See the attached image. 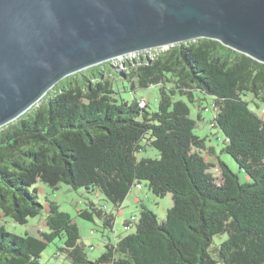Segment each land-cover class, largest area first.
Listing matches in <instances>:
<instances>
[{
	"label": "trees",
	"instance_id": "1",
	"mask_svg": "<svg viewBox=\"0 0 264 264\" xmlns=\"http://www.w3.org/2000/svg\"><path fill=\"white\" fill-rule=\"evenodd\" d=\"M119 66L131 91L159 86L157 110L136 99L119 101L104 70L96 74L93 66L62 79L0 128V220L25 225L41 213L31 191L37 182L97 192L115 207L144 182L156 197L171 195L165 220L141 205L138 220L124 224L128 231L135 223V230L89 260L75 221L50 201L37 236L12 234L0 223V264H41L55 238H64L60 251L69 264H264V63L201 38ZM193 90L213 98L222 152L250 183L221 161L219 181L210 172L202 152L214 155V149L194 134L187 104L173 99L192 100ZM147 146L159 157L138 159ZM78 216L113 229L114 215L93 202Z\"/></svg>",
	"mask_w": 264,
	"mask_h": 264
},
{
	"label": "water",
	"instance_id": "2",
	"mask_svg": "<svg viewBox=\"0 0 264 264\" xmlns=\"http://www.w3.org/2000/svg\"><path fill=\"white\" fill-rule=\"evenodd\" d=\"M201 38L264 63V0H0V128L69 75Z\"/></svg>",
	"mask_w": 264,
	"mask_h": 264
},
{
	"label": "rangeland",
	"instance_id": "3",
	"mask_svg": "<svg viewBox=\"0 0 264 264\" xmlns=\"http://www.w3.org/2000/svg\"><path fill=\"white\" fill-rule=\"evenodd\" d=\"M152 51V52H150ZM154 50H144L123 56L120 60L107 61L93 66V71L99 74L104 70V76H107L113 84L116 92L115 97L120 100L132 101L136 99L139 102L147 104L148 110L154 112L157 110L159 102V86L152 85L148 88H138L135 91L130 90V84L124 80L119 74L116 66L119 62L129 60H137L139 57L146 58L153 54ZM85 70V69H84ZM91 69L85 71L86 75H91ZM81 77V75H80ZM249 98V97H248ZM174 100H182L185 102L190 111V118L195 120L196 126L194 134L205 139L206 147L214 149V155L202 152L206 161L211 163L213 167L210 169L212 175L219 181L220 169L218 161L223 162L235 173L241 183H250V179L242 171L231 156L222 152L224 148V136L217 127L212 126L215 112L213 109V98L204 94L199 90L192 91V100L188 96L175 95ZM200 117V119H199ZM159 153L152 147H146L144 151L137 154V158H158ZM36 190L37 200L43 205V210L39 215L28 219L25 225H19L10 218L0 220L1 225L7 232L18 236L26 234L38 235V231L45 230L44 224L49 214V202L54 201L58 204L59 210L68 213L75 221L79 230V243L85 247V252L89 260H95L105 250L106 243H113L116 239L124 237L135 230V223L131 224V229L126 231L124 224L133 217L138 220L141 205L151 210L162 222L166 218L167 210L173 205L171 195L164 197H156L153 195L146 184L142 182L139 186L132 188L120 207H115L97 192H89L84 188L73 189L65 184H60L56 189L48 185L37 182L31 188ZM93 202L97 207L102 208L107 213H112L115 217L112 231L102 228V222L97 218L94 221H87L78 216L80 210L87 208V204ZM226 238V235L214 238V242L219 244ZM64 246V238H55L50 242L40 255L41 264H69L65 253L60 251Z\"/></svg>",
	"mask_w": 264,
	"mask_h": 264
},
{
	"label": "built area",
	"instance_id": "4",
	"mask_svg": "<svg viewBox=\"0 0 264 264\" xmlns=\"http://www.w3.org/2000/svg\"><path fill=\"white\" fill-rule=\"evenodd\" d=\"M168 48H169V47H165V48L155 49V50H166V49H168ZM152 50H154V49H152ZM150 52H152V51H150ZM153 52H155V51H153ZM131 54H132V53H131ZM123 56H125V55H123ZM123 56H120V57L116 58V60H120V59H122ZM150 56H152V54L149 55V57H150ZM146 57H148V56H146ZM120 62H122V61H120ZM120 62H119V64H120ZM139 187H140V186H139Z\"/></svg>",
	"mask_w": 264,
	"mask_h": 264
}]
</instances>
